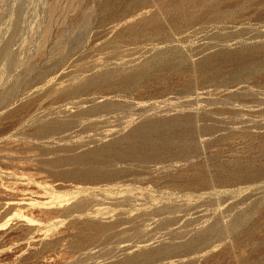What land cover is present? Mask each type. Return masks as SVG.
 <instances>
[{"label":"rangeland","instance_id":"374dc122","mask_svg":"<svg viewBox=\"0 0 264 264\" xmlns=\"http://www.w3.org/2000/svg\"><path fill=\"white\" fill-rule=\"evenodd\" d=\"M128 258L264 264V0H0V264Z\"/></svg>","mask_w":264,"mask_h":264},{"label":"bare ground","instance_id":"6f19581e","mask_svg":"<svg viewBox=\"0 0 264 264\" xmlns=\"http://www.w3.org/2000/svg\"><path fill=\"white\" fill-rule=\"evenodd\" d=\"M73 196H74V195H73ZM75 196H76V195H75ZM75 196H74V197H75ZM78 196H79V194H78ZM78 196H76V197H78ZM72 198H73V197H72ZM73 201H74V200H73ZM66 205H67V204H66ZM68 207H69V206H68ZM86 211H87V210H86ZM88 212H89V211H88ZM83 213H84V212H83ZM85 214H86V213H85ZM83 215H84V214H83ZM99 227H100V226H99ZM99 229H100V231H101V228H99ZM145 256H146V257H150V256H152V255H151V253H149V252H145ZM132 262H134L132 258H128V259L125 261L126 264H133Z\"/></svg>","mask_w":264,"mask_h":264}]
</instances>
